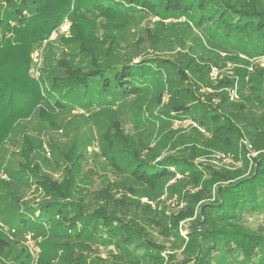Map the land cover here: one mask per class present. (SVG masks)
Segmentation results:
<instances>
[{
	"label": "trees",
	"instance_id": "16d2710c",
	"mask_svg": "<svg viewBox=\"0 0 264 264\" xmlns=\"http://www.w3.org/2000/svg\"><path fill=\"white\" fill-rule=\"evenodd\" d=\"M82 1L85 4L80 5L81 0H0L2 129L9 126L8 131H12L13 126L8 121L21 118L31 109L33 112L37 109V115L43 118L48 116L44 109L58 114L75 106L90 110L119 102L128 105V101L136 99L147 88L146 81L159 77L167 66L177 68L180 87L169 99L162 100L159 95L154 111L138 112L145 116L143 123L130 119L138 113L123 111L127 112L123 115L124 121L128 119L132 123L134 132L125 131L122 115L119 116L121 120L109 123L110 131L107 130L102 138L109 140L107 146H114L115 152L106 161L112 167L111 173L122 176L114 180L113 191L111 187L93 193L89 190L90 181L82 172L84 164L81 165L88 149H69L68 158L75 152V160H71V166L64 169L65 175L58 180L32 166L29 155H22L28 151L26 147L21 152L23 161L17 163L32 176L22 175L17 169L21 176L19 180L27 176L26 182H18L21 188L10 189V181H1V201L7 202V205L0 208V214L4 213L6 217L2 216L0 220L18 234L31 233L47 226L52 237L58 239L55 246L61 247L66 257L71 256L70 264H162L164 250L170 252L167 255L168 264H264V233L246 224V214H264V145L257 143L259 139L264 144V69L257 68L253 72L247 68H236L237 78L232 85H236L238 92L236 101H229L225 91L220 93V103L213 105L209 100L216 95V87L222 81L217 84L210 81L205 75L206 70H201L196 59L173 55L175 60L169 57L161 60L162 57L157 55L133 62V58L140 54L139 45L144 46L147 42L145 51L151 48L155 55L160 45L163 46L154 32L156 25L164 21L176 22L180 18H187L192 26L200 28L212 47L231 50L236 45L248 57L262 56L264 0ZM94 17L121 20L119 24L123 26L138 22L136 17L142 22L151 18L155 21L151 22L154 27H149L147 23L135 26L129 33V51L119 53L115 50L118 42L112 32L121 28L104 26L103 38L95 36ZM66 21H69V34L59 41L64 43L67 52L61 53L63 57L59 58L50 56L54 60L51 64L55 65L56 74L41 80L38 62L32 53L38 50L42 53L50 36ZM253 65L254 68L257 66ZM190 68L197 73L192 76L187 74L185 70ZM200 83L212 88L213 93L202 94ZM181 92L184 94L180 95ZM203 96L207 100L203 101ZM229 106L231 109H228ZM236 106L237 112L233 110ZM188 119L204 130L207 140L216 149L234 151L235 155L242 151L243 157L250 142L256 150L260 149L253 157L248 173L238 179L219 174L203 182L200 180L204 175L202 168L190 159L191 154L203 151L194 141L180 146L178 155L164 154L166 147L177 143L167 134V129L172 131L169 126L174 121ZM143 125L152 130L156 128L157 139L152 146L139 150L140 138L145 140ZM190 133L192 136L205 135L192 125ZM5 169L15 170L10 167ZM175 174L183 178L175 181ZM130 178L143 187L150 198L162 194L165 188L169 192L179 191L182 189L181 181H190L191 185L202 184L209 196L213 192V199L202 202L196 209L193 205L196 201L190 196L188 188L186 196L190 198L185 200L184 209L174 214L163 211L153 220L155 224L152 221L146 225L154 226L160 234H164L162 238L166 242H156L145 226L135 219L136 212L130 206L133 201L127 194L138 196V189ZM24 183L27 187L33 185L41 189L50 199L34 206L28 204L26 210H19L22 204L18 200L26 187ZM117 190L122 192L118 198L114 193ZM193 210L196 214L191 221L190 232L185 229L187 235L184 237L178 227L188 213L193 216ZM129 211L134 214L129 215ZM196 226L201 227L197 230ZM64 238L72 239L73 243L63 244L69 242ZM91 241L109 247L108 255L96 254L91 258L81 252L72 255V251L76 250L73 245L89 247ZM6 243L0 239V248ZM178 243H181L178 250L184 254L181 259L175 260ZM38 264L52 263L40 261Z\"/></svg>",
	"mask_w": 264,
	"mask_h": 264
},
{
	"label": "rangeland",
	"instance_id": "374dc122",
	"mask_svg": "<svg viewBox=\"0 0 264 264\" xmlns=\"http://www.w3.org/2000/svg\"><path fill=\"white\" fill-rule=\"evenodd\" d=\"M83 4L85 3L81 0L80 5ZM92 16L93 15H89V17ZM138 19L139 17H136L135 21L138 22L132 23L131 26H123L122 24H119L121 20H106L101 17H94V34L95 36L103 38L104 31L102 30V27L117 26L118 28H121L114 30L112 35L115 36V40L118 42V45H115V50L119 53H126L129 51L130 46L128 40L129 33L135 26L139 27L147 23L149 27H154V24L151 22L155 21V18L147 19L143 22ZM111 21L113 22V25ZM68 27H70L69 21H66L60 29L56 30V32L50 36L42 53L40 50L32 53V56L38 62V76L41 80L56 74L54 72L55 65L51 64L53 59H51L50 56L59 58L63 57L61 56V53L67 52L64 43L60 42L59 39L68 36ZM154 32L158 35L163 46L160 45V49L157 50V54L155 55L154 50L151 48L148 49L149 51H145V49L148 48L147 42L144 45L145 47L139 45L140 54L133 58V62L147 57L155 58L157 55L162 57L161 60L168 57L171 58L170 60H175L176 55L178 56L177 58H182V56L185 55L196 59L195 62L198 63L201 70L204 72L206 70L205 75H207L210 81L214 84L222 81V84L216 87V90L214 89L216 95H212L209 100L213 105H218L220 103L222 100L220 93L225 91L226 94L229 95V101H236L234 100L238 96V92L235 89L236 85L232 87L235 78H237L234 72L236 68H247L253 72L257 68L264 69V55L248 57L241 53L236 45L231 50L216 46L212 47L208 44V40L202 30L192 26L187 18H180L172 23L171 21H164L162 24L155 26ZM144 35L146 36V34ZM111 44L114 46L113 42H111ZM208 56L210 57L207 58ZM149 61H152V59ZM213 61L216 62L214 63ZM254 63L257 65L255 68L253 65ZM252 65L253 69H251ZM164 69V71H161L159 77H154L151 82L146 81L147 88L144 91H141L136 99L128 101L130 102L128 105L126 102H119L113 106H101L90 110H84V108L80 106H75L71 110L67 109L58 114H53L52 111L44 109L48 116L43 118H41L39 114L37 115V109H34V112L31 109L21 118H12V121H8L10 126H13L12 131H8L10 129L9 126H6L4 129L0 127V185L2 183L1 181H10V189H14L21 188V183L18 182L22 180L26 182L27 176H25L24 179L19 180L21 176L18 175V172L21 171L20 174L22 175L24 173L25 175H28L29 173L27 174L25 167L19 166L17 163V161H23L21 152L26 147L29 149L22 155H29V159L33 164L32 166H37L39 172L58 180L65 175L64 169L71 166V160H75V152H73L71 158H68L70 156V154H68L69 149L77 150L82 147L88 149L86 150L87 155L81 159V165L84 164L82 172H84V175H86V177L89 178L88 181H90V185L88 186L89 190L93 193L111 187V191H113L114 186L112 185L114 180L120 179L122 176L111 173L112 167L106 160H108V156L111 155L113 151L115 152V147H111L110 144L107 146L109 140L104 141L102 136L107 130H109V123L112 120H121L119 116L122 115L121 117L124 121L123 115L127 114V112L123 113V111L127 110L132 114L140 111H154V103H157L159 95L162 96L163 100L167 97L169 99L170 96L176 94L177 89L180 87L177 82V68L172 69L167 66ZM212 69H215L213 70V73L211 72ZM57 70L59 71L58 68ZM185 72L190 74V76L197 73L194 68L185 70ZM214 72L216 73L214 74ZM34 74L36 75L37 73L34 72ZM200 86L203 87L201 89L203 91L201 92L202 94H204V92L208 93V95L213 93L212 88L201 83ZM183 94L184 92L180 93V95ZM201 99L204 101L207 100V97L203 96ZM228 109H231V107L229 106ZM233 110L237 112V106L236 109ZM86 119H89L90 121H85ZM130 119L133 122L143 123L145 116L144 114L138 113V115L133 118L131 117ZM191 125L194 127L197 126L199 131L205 134L204 137L201 135L192 136L190 133ZM124 126L126 128L124 129L127 132L132 133L135 130L134 126L128 119L124 121ZM142 127H144L143 132L145 140L140 138L141 145L137 147L139 150H144L148 146H152L157 139V136H155L157 133L156 128L152 130L151 128L146 127V125H143ZM169 127L172 131L167 129V134L171 139L177 141V143L175 146L171 145L166 147L164 154L178 155L180 152L178 148H180V146L194 141L196 145L203 149V151L198 154H191L190 159L196 162L195 164L199 168H202V173L204 175L200 180H203V182H205L206 179H210L219 174H222L225 177L229 176L230 179L243 178V176L248 173L253 157L258 151H261L260 149L256 150L251 142L246 146L245 157H243L242 151L241 153H238V155H235L233 154L234 151L229 152L216 149L209 143V140H207L208 136L204 130L195 122L191 121V119L174 121L173 125H170ZM85 132L86 135H84ZM257 143L264 145L259 139L257 140ZM201 163H204L205 165L202 166ZM7 167L15 168L16 171H7L5 169ZM17 169L20 171H17ZM28 176L30 177L32 175ZM174 178H176L175 181H178L183 177H181L180 174H175ZM131 179L133 178H130V181H132L131 183L138 189V196H132L130 193L127 194V196H129L128 198L133 201L130 203V206L131 208H134L136 212L135 216H137V218L135 219L139 224L141 223L145 226L146 230L151 235L150 237L156 242L165 243L166 240L162 238L164 234H160L156 227L146 225L150 224L157 214H160L163 211L164 213L166 212L165 214H174L184 209L185 207L183 204L186 203L185 200L190 198L186 196L188 188L190 196L196 201V204L193 203V205L196 206V209L202 202L207 200L211 201L213 199V192L209 196V193L204 190L202 184L195 186L199 184V182L191 185L189 183L190 181H181L182 189L179 191L172 190L169 192L168 189L165 188L164 191L161 192L162 194L153 195V198H150L148 194L145 193L144 188ZM171 180L166 183L169 184ZM25 184L26 183H24V186H26ZM214 188L215 184L212 190H214ZM23 189L22 197L18 200V203L22 204L19 210H26V205L28 204L34 206V204H39L50 199L41 189L37 187L35 188L33 185L30 187L26 186ZM114 193H116L115 197L117 198L122 194L120 190L114 191ZM1 199L2 197L0 195V208H3V206L7 205V202H2ZM12 202H15V200L12 199ZM131 213H133V211H129V215H131ZM10 214H7L6 216H9ZM195 214L196 210H193V216L188 213V217L180 221L178 228L182 232V236L186 237L187 231L188 233L190 232L191 221ZM3 215L4 213L0 214V217ZM246 217L247 225L253 229L258 228L264 233V214H246ZM154 222L155 221H153V223ZM199 227L196 226V229L199 230ZM185 229L187 231H185ZM0 239L7 242L2 248H0V264H38L40 261H49L52 264H70L72 262L71 256L66 257L64 250L59 246H55L57 242L56 240L58 239L52 237L47 226L31 233L18 234L12 232L8 226L0 220ZM63 240L69 241L68 243L63 244L70 245L73 243V240L70 238H64ZM89 243L90 249L88 245H73V248H76V250L72 251L73 248L70 249L72 255L76 256L80 252L88 258H91V256L96 254L101 256L108 255V251L110 250L109 247L101 246L93 241ZM179 246H181V243H178L177 251L174 253L176 255L175 260L181 259L182 254H184L178 250ZM170 249L172 250L173 247H170ZM169 253L168 250H164L162 264H168L169 257L167 255Z\"/></svg>",
	"mask_w": 264,
	"mask_h": 264
},
{
	"label": "built area",
	"instance_id": "2783aa9c",
	"mask_svg": "<svg viewBox=\"0 0 264 264\" xmlns=\"http://www.w3.org/2000/svg\"><path fill=\"white\" fill-rule=\"evenodd\" d=\"M213 70H215V69H212V70H211L212 73H213ZM215 73H216V72H214V74H215Z\"/></svg>",
	"mask_w": 264,
	"mask_h": 264
}]
</instances>
